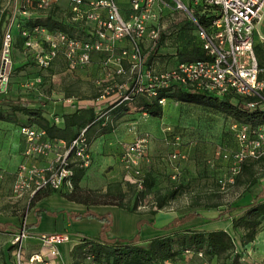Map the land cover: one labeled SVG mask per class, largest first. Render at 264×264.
Instances as JSON below:
<instances>
[{
  "label": "built area",
  "instance_id": "obj_1",
  "mask_svg": "<svg viewBox=\"0 0 264 264\" xmlns=\"http://www.w3.org/2000/svg\"><path fill=\"white\" fill-rule=\"evenodd\" d=\"M60 1L0 0V95L6 94L9 88L16 38L13 30L16 29L24 39L23 48L32 52L39 67L46 68L58 53L63 52L68 71L87 65L91 51H112L115 41H127L128 45L120 55L109 59L116 65V74L124 72L123 60L129 64L132 91L124 94L120 101H128L132 94L146 90L149 96L155 97L156 87H166L169 82L176 81L217 95L237 94L251 98L244 102V109H264V98L261 96L264 81L259 79L261 69L254 52L255 41L264 42V35L259 32L264 0H129L126 6L119 0H67L69 18L87 29V41L72 38L61 30H48L40 25L28 28L24 25L26 21L45 17L60 5ZM156 2L163 9L161 14L155 12ZM191 5H202L205 9L214 7L216 10V17L209 27L198 25V35L208 58L181 62L171 69L145 70V55L140 43L148 39L149 47H154L161 31L159 27L152 28L151 24L165 14L174 21L176 11L187 14L197 24L190 13ZM124 10L127 14L123 13ZM122 87L129 86L123 84ZM51 92L55 93L54 90ZM101 98L104 99L105 95ZM159 103L164 104L165 99L159 100ZM230 129L238 149L225 151L222 156L225 160H233L231 169L232 173H236L246 158H258L264 153V125L251 130L248 125L232 121ZM19 134L26 148L11 187L15 196L28 194L31 197L48 187L57 192L70 191L74 174L71 165L82 168L90 165L91 148L86 129H82L69 145L62 141L54 143L47 138L44 129L32 126H20ZM253 134L257 138L253 139ZM147 143V137H142L124 145L121 159L126 169L138 167L140 157L146 154ZM171 157L176 159L177 154ZM228 182L232 183V178ZM27 236L23 224L13 241V253L18 264L24 263V241ZM39 239L41 250L29 256L28 262L31 264L42 263L45 253L57 257L59 247L70 236L67 233H41Z\"/></svg>",
  "mask_w": 264,
  "mask_h": 264
},
{
  "label": "trees",
  "instance_id": "obj_2",
  "mask_svg": "<svg viewBox=\"0 0 264 264\" xmlns=\"http://www.w3.org/2000/svg\"><path fill=\"white\" fill-rule=\"evenodd\" d=\"M56 7L48 12L45 17L26 21L24 25L28 28L34 25H40L48 30L64 31L70 37L77 38L80 41L89 40L87 29L80 23L71 20L67 23L65 20L59 18L54 12ZM191 8L190 13L196 19L197 24L193 22L192 19H188L187 24H185L187 27L183 28L180 24L181 18H179L177 13H174L175 20L168 24L165 31H160L157 44L149 48L145 55V63H150L148 68L157 69L156 65L158 63V58L161 56L158 53L160 44H162L164 39H167L169 35L168 38L172 37V33L175 34L174 38L177 37L178 40L174 45L177 47V54L181 57L180 63L206 60L208 58L207 52L203 48L202 40L198 35V25L209 27L212 20L216 17V10L214 7L205 9L202 5ZM165 16H167V14H165ZM188 30L194 32V34L189 35L192 39H196L195 43L191 45L188 43L179 45L180 38L184 37V32L185 35L186 33L188 34ZM23 43L24 39L17 33L14 44H18L20 48H23ZM127 45L128 43L122 50L126 48ZM112 51H91L89 63L97 61V63L100 64L107 60L109 62L111 58H109V56ZM263 51L264 42L256 40L254 52L261 69L259 79L264 81V63L260 62L258 57ZM95 54L98 55L97 60H93ZM60 56L65 58L64 53L60 52L49 66L46 68L38 67L45 70L49 69ZM32 57L34 63L38 65L33 54ZM121 64L124 72L122 74H116L114 72L117 79L126 73L130 74L128 62L123 60ZM130 77L132 76H129V82L117 84L118 87L123 84H128L129 87H122L118 100L111 103L105 110H98L97 108L100 107L99 104L89 103L84 108H79L74 112L61 115V125H59L55 119L51 121L46 117L42 108L29 107L31 104H43L39 97L34 100H26L19 96L10 98L7 96V92L6 94L0 95V121L18 124V132L20 126H32L44 129L48 139L54 143L62 141L66 145H69L82 129H86L87 141L91 148L93 139L101 134L110 133L114 130L116 125L115 121L123 114V110L121 109L128 103L134 102L141 111L146 112L152 117L161 118L165 103L161 104L159 100L165 99V102L166 100H173L211 108L223 113L229 121L228 135L232 140L233 151L238 149V145L230 129V123L232 121L248 125L251 130H257L264 125V109L249 111L243 107L244 102L251 98H245L237 94L217 95L176 81L169 82L166 87H156L157 96L155 97L149 96V91L146 90L142 93L132 94V98L128 101H120L124 94L132 91V80ZM61 93L64 98L77 97L80 100H94L92 102H96L103 95L101 91L83 95L74 92L70 88H63ZM261 96L264 98V91ZM253 99L257 98H252V100ZM251 136L253 139L257 138L254 134ZM231 143L228 144L231 145ZM224 145L225 144H223L222 148H224ZM118 156L121 164L124 166L121 159L122 149L118 152ZM23 159L24 156L21 162ZM224 162L229 176L231 175L229 178L227 177V179L229 180L232 178L233 182L223 184L222 180H219L218 187L222 188L225 185L234 187L237 183L242 182L246 185L245 191L249 193L250 201L245 205L227 206L226 209L219 212L216 220H230L233 231L239 235L241 246L246 248L250 243L255 241L257 235L264 227V184L261 181V176H258V172L264 169V153L260 154L258 158H246L240 163L236 173H232L231 169L233 160L224 159ZM76 164H78V162ZM71 167L74 171L72 189L66 192H58L70 201L87 206L113 205L132 213H140L139 208L144 206L142 202L146 197L152 195L154 199L151 201V205H153L155 209L150 208L147 213L155 215L164 208V200L166 197L153 192L155 177L152 171H142L139 167H132L130 169L124 168V176L120 181L108 183L105 189H91L82 188L79 185L88 167L82 168L76 165L73 166V164ZM17 169L14 173V178ZM136 169L138 172H136ZM127 172L130 179L126 178ZM257 186L259 187L258 190L255 189ZM55 192L57 191L48 187L37 191L31 197L28 194L26 195L29 196L30 204L35 206L37 202L55 194ZM218 206L219 204L217 203L211 205V207L214 208ZM43 210L45 209H37L36 212L39 213ZM181 215H186L190 218H202L201 213L198 211L189 210ZM77 216L79 218L84 216L96 218L103 223V229L98 237L83 236L80 242L73 247L71 251L73 264H85L87 261L91 264H176L185 257L186 253L192 254L193 258H199L198 256H200L203 259L215 260V264H254L245 260L243 253L237 250V245L231 233L224 229L208 231L185 228L142 242L140 238L141 226L138 227L137 234L134 237H113L109 233L112 221L110 215L85 211L78 212ZM171 228L173 227L170 225V227H166V230ZM0 230L3 231L4 229L0 228Z\"/></svg>",
  "mask_w": 264,
  "mask_h": 264
},
{
  "label": "rangeland",
  "instance_id": "obj_3",
  "mask_svg": "<svg viewBox=\"0 0 264 264\" xmlns=\"http://www.w3.org/2000/svg\"><path fill=\"white\" fill-rule=\"evenodd\" d=\"M170 4L173 5L171 2ZM161 8V5L156 2V14L163 12ZM54 12L67 23L70 21L67 0H61ZM171 21L168 16H163L153 22L151 27H159L161 31H165ZM259 32L264 35V11L263 19L259 23ZM17 33V30L14 29L13 34L16 36ZM174 36L175 34L172 33V37L164 39L158 50L160 53L161 51L164 53V49L171 51L172 45L178 41ZM124 43L123 40L115 41L109 58L118 57ZM145 43L147 45L148 41ZM160 55V60H158L160 68L155 69L156 71L163 69L161 66L165 62L164 69H170L176 65L172 54L170 57L165 56L166 54ZM97 57L98 55L95 54L93 60H97ZM258 57L259 61L264 63V51ZM12 61L13 70L7 96L10 98L19 96L26 100H34L39 97L43 104H31L29 107L42 108L44 115L51 121L57 116L60 118L65 113L64 109H75L76 101L80 100L73 97L72 102L74 101L75 104L62 105L61 101L57 99L59 96L57 93L61 92L63 88H70L83 95L101 91L105 98L99 100H106L110 105L109 102L112 99H118L119 93L122 91L117 84L129 82L130 76L129 73H126L117 79L114 74L116 65L108 60L100 64L93 61L74 71H68L66 59L62 56L58 57L49 69H41L34 63L32 52L20 48L18 44L13 46ZM149 66L150 63H145L144 69H148ZM50 89H54L55 93L53 94ZM123 108L121 109L123 114L115 121L114 140L123 149L124 145L147 137L146 154L142 158L140 157L138 167L142 171H152L155 177L153 192L166 197L164 208L159 212L180 215L189 210L198 211L206 221L212 222L214 226L227 227V231L235 240L237 250L243 253L246 261L264 264V227L255 241L244 248L240 244L239 235L233 231L232 225L224 220H216L219 212L226 209L227 206L245 205L250 201L249 193L245 191L246 185L242 182L237 183L234 187L226 185L222 188L218 187L219 180L228 183L227 177L231 176H229L222 156L223 152L232 151L233 147L232 140L228 135V118L223 113L211 108L173 100H166L161 118L152 117L141 111L134 102L128 103ZM17 126L18 124L0 121V223H9L8 221L12 220L11 217H16L18 223L15 228L16 234L19 233L23 224L27 230L25 218L34 207L33 204H30L28 195L15 196L11 192L14 173L22 160L21 153L26 148ZM223 144H225L224 148H222ZM102 153L101 158H98L95 164L98 165L97 175L93 173L90 177L95 185L102 183L105 173L111 169L109 168L111 155ZM174 153L177 154L176 159L171 157ZM91 165L92 161L88 169ZM122 167L125 168L123 165ZM258 176H261V181L264 184V169L258 172ZM126 178L130 179L128 172ZM255 189L258 190L259 187L257 186ZM153 199L152 195L146 197L142 202L144 206L140 207L139 211L147 213L150 208H153L151 205ZM215 203L219 206L211 207ZM19 226L20 228H18ZM14 238L15 235L0 234V264H18L13 255ZM198 257L193 258L192 254L186 253L185 257L176 264H215V260ZM85 264L91 263L87 261Z\"/></svg>",
  "mask_w": 264,
  "mask_h": 264
},
{
  "label": "crops",
  "instance_id": "obj_4",
  "mask_svg": "<svg viewBox=\"0 0 264 264\" xmlns=\"http://www.w3.org/2000/svg\"><path fill=\"white\" fill-rule=\"evenodd\" d=\"M119 1L123 6H126L129 0ZM191 7L193 8L194 5H191ZM123 13L127 14V11L124 10ZM174 13H177L179 18H181V26H183V28H186L187 26L185 24H187L188 19L191 20V18L181 11H176ZM189 34H194V32L192 30H188V34L186 33V35L184 32V37L180 38L179 45H183L186 43L191 45L195 43L196 39H192ZM146 41H148L147 45L145 43ZM124 44H127L126 41ZM149 46L150 41L148 39H144L140 43V47L144 55H146L147 51L149 50ZM170 50L171 51H167L166 49H164V53H162V51L161 53L158 51V53L164 55L166 54L165 56L167 57H170V55L172 54L174 56L172 59L177 65L178 63H180L181 57L177 54L176 45L172 46ZM158 60H160V57L158 58ZM159 63L160 61H158L157 63V69L160 68ZM165 63L163 66H161L163 67V69ZM57 94L59 95L57 99L61 101L62 105L67 106V103L75 104L74 101L72 102V98H64L61 92ZM117 100L118 99H112L109 104ZM92 101L94 100H78L76 101L77 107L75 109L66 108L64 109V112L71 113L74 112L76 109L84 108L89 104L88 102L99 104L100 107L97 109L100 110H105V108L109 106L106 100H97L96 102ZM55 119H58L57 123H59V125L62 124V122L60 121L61 117L59 118L57 116ZM113 131L97 136V138L92 142V165L89 169L85 171L84 175L82 176L79 182L80 187L91 189H105L108 183L120 181L124 176V169L118 158V152L121 150L122 146L118 145L114 140L115 135L113 134ZM102 152L111 155V159H109L111 160V165L109 167L111 169L105 173L104 181L102 183H99L98 185H95V182H93V180L91 181L90 177L93 173L97 175L98 165L95 164L98 158H101V155L103 154ZM21 154L23 158V151ZM37 209L45 210L38 213L36 212ZM85 211L95 212L103 215H110L112 221L109 233L113 237H134L137 234L138 227L141 226L140 238L142 242L157 236H162L170 232L185 228L208 231L216 229L228 230L227 227L214 226L212 222L206 221V219H204L203 217L190 219L186 218V215H172V213L169 212H157L155 215L146 212L132 213L113 205L87 206L84 204L76 203L74 201H70L64 196L60 195L58 192H55V194L37 202L36 205L31 209V211L26 215L25 219L27 220L28 236L24 241L25 259L23 264H31L28 262L29 256L32 253L41 250V241L39 239V235L41 233H67L70 236V239L59 247V255L57 257H53L45 253L43 256V262L36 264H72L71 251L73 247L80 242L83 236L98 237L103 229V223L97 220L96 218L88 216L79 218L77 216L78 212ZM11 219L12 220L8 221L9 223H0V228L4 229L3 231L0 230V234H11L12 236L16 235L15 228L18 225L17 218L11 217ZM226 222L228 224H231L230 220ZM170 225L173 228L166 230V227H170ZM18 228H20V226Z\"/></svg>",
  "mask_w": 264,
  "mask_h": 264
}]
</instances>
